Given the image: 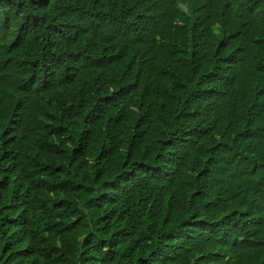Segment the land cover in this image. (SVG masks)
Segmentation results:
<instances>
[{"label": "trees", "instance_id": "16d2710c", "mask_svg": "<svg viewBox=\"0 0 264 264\" xmlns=\"http://www.w3.org/2000/svg\"><path fill=\"white\" fill-rule=\"evenodd\" d=\"M0 264H264V0H0Z\"/></svg>", "mask_w": 264, "mask_h": 264}]
</instances>
